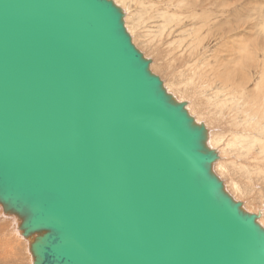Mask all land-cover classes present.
Masks as SVG:
<instances>
[{
	"label": "water",
	"instance_id": "water-1",
	"mask_svg": "<svg viewBox=\"0 0 264 264\" xmlns=\"http://www.w3.org/2000/svg\"><path fill=\"white\" fill-rule=\"evenodd\" d=\"M113 0H0V206L33 264H264V227Z\"/></svg>",
	"mask_w": 264,
	"mask_h": 264
},
{
	"label": "rangeland",
	"instance_id": "rangeland-1",
	"mask_svg": "<svg viewBox=\"0 0 264 264\" xmlns=\"http://www.w3.org/2000/svg\"><path fill=\"white\" fill-rule=\"evenodd\" d=\"M113 1H115L116 4L120 6V8L125 10L124 23L126 30L131 34L130 36L134 38V41H132L133 44L143 53L146 58L150 59V69L153 73L160 77L163 82V86L167 87L170 84L173 91H178L183 88L181 84L184 83L183 76L185 73L184 67H181V69H183L182 74L177 73L178 64L175 63L173 59V57L175 56V52L170 54V52L173 50V45L176 42H173L174 44L171 46L168 45V42L176 38H182L184 36L192 38V36L190 35V33L192 32L189 33V31L194 26L205 24V27H203L200 31V37H203V39L201 40L199 45L193 47V56L200 54L202 57V62L196 63L193 60V66L188 63V65H186L187 69L190 68L192 71L195 69H202L205 73L210 75L212 66L215 65L211 59L214 55L218 54L220 47L223 45L226 50H230L231 46L236 48L239 45L240 41L243 42V44H247L249 50L255 56H257V58L261 57V51L256 48V44L259 42L261 38V31L263 30V26L260 23L262 20L261 17L264 14V0H194L195 4L190 5V7L187 9H185V6L189 3H193L192 0ZM170 2L172 4H169ZM148 3L154 6L153 11L148 7H142L143 5H146ZM165 10H171V12L173 10H176V13L179 14V17L183 21V25L181 26V24H179V26H175L174 22H172L171 24H167L163 29L165 30L164 33H160L159 28H161V24L166 23V21L162 17L163 11ZM191 11L195 12V16H199L200 18H188V16L192 14ZM202 12L204 13V16L208 19V21L204 20L201 17ZM168 27L169 30L174 31L170 36H166L165 34V32L168 31ZM187 28L190 30H185ZM183 30L185 31L183 32ZM184 53L185 56L188 57V49H185ZM239 54V52H234L232 54L222 53L221 56L226 57L222 62L229 64H233L234 62L238 63L240 62ZM251 62L253 66H251L250 68L251 79L249 81V84L247 85L249 89H251L253 84L257 81V79L259 78V73H261L262 71V69L258 68L259 66H261V64H257L254 61ZM213 89L214 91H212ZM167 91H169V89ZM209 91L211 92V95L215 94L216 87L212 86V88L210 89L204 88V92L196 93V97L191 93L185 94L182 89L185 97L189 100H192V103L189 100L185 101L195 106L193 110L195 111L196 115H201L199 119L200 121H196L203 122L204 125L206 124L205 127L207 128L208 133H215L216 130L220 132L223 131V134H221V138H225L228 137L227 135H229V132L234 129L237 131V133H240V128H242L243 125H246L247 128L248 126L250 127L248 128V130H251L249 131V134L251 133L250 135H255L254 137L250 136L248 140V149L250 152H248L247 148H240V145H238V147L234 146L225 149L223 159L225 158L230 164L229 171H223L222 175L218 172V170L214 172L223 183V186H226L228 193L232 194L231 196L233 197V199L242 202L244 205V201H246V199L249 200L247 201V204L249 202L248 209H250L251 211L254 209L253 213H255L256 209L260 207L264 208V173L262 171H257L259 173H257V175L255 174V170L253 169L254 166L264 167V162L262 161L264 160V157L261 156L262 152L260 151V148H258L259 139H262L264 137V135L263 137L261 136L262 130L264 128V114L259 115L257 112L253 111L254 107L249 106L252 103V100H249L247 98L248 95L245 93L246 91H244L243 93H238L236 89L229 90L230 92L227 89V92L224 91V94L223 91H220L222 92V94L219 92L220 94H216L218 96L215 97L213 95L214 98L210 95ZM236 94H238L237 97ZM174 95L176 96V94ZM199 95L200 98L204 99L200 100V98L197 97ZM233 96H235V98ZM229 99L231 100L229 101ZM240 99L244 102V105ZM224 101V110L218 109V106L216 105L214 106V103H220ZM239 102L241 106L239 105ZM216 109L218 110L215 111ZM243 109H246L247 111ZM228 118H230V120H228ZM206 122L210 123L209 126H207L208 124ZM233 122L236 123L234 124ZM230 123H232L234 126H230ZM256 137L258 138V140L254 142V138L256 139ZM229 140H231V137L229 138ZM252 143L256 144L258 147L256 145L252 147ZM246 154H248L249 157L246 156ZM257 154L260 155L258 156ZM244 156L247 158L246 162H249V164L239 169L238 165L242 163L241 161L245 158ZM232 160L237 162V164L233 163ZM251 172L252 177H247ZM234 181L240 184L242 188L244 187L243 190L245 192L243 191L242 195H238L235 192H232L229 187H227V183L231 182L230 184H232V182ZM241 181L242 183H240ZM248 182L249 187L246 190L245 187L247 186L246 184H248ZM8 221L9 219L2 218L0 216V264H33L31 260V254L29 250H27L28 246H26L28 240L24 238V240H22L15 237L13 235V227Z\"/></svg>",
	"mask_w": 264,
	"mask_h": 264
},
{
	"label": "bare ground",
	"instance_id": "bare-ground-1",
	"mask_svg": "<svg viewBox=\"0 0 264 264\" xmlns=\"http://www.w3.org/2000/svg\"><path fill=\"white\" fill-rule=\"evenodd\" d=\"M193 3H189L188 5L185 6V9L189 8L190 5L195 4L194 0H192ZM115 2V1H114ZM162 3V2H161ZM116 4V2H115ZM169 4H172L171 2ZM118 5V4H116ZM155 5V4H153ZM209 5V4H207ZM119 6V5H118ZM163 6V5H162ZM120 7V6H119ZM142 7H148L150 9H152V11L154 10V6H152V4L150 5V3L143 5ZM160 7V6H159ZM174 7V6H173ZM156 9V8H155ZM193 9V8H191ZM122 12H123V21H124V17H125V10H123L121 8ZM158 10V9H157ZM190 10V9H189ZM156 11V10H155ZM188 11V10H187ZM192 14H190L188 16V18H192V17H196L197 19L200 18L199 16H195V12L191 11ZM155 13V12H153ZM159 15V14H158ZM162 17L164 18V20L166 21V23L161 24V28H159L160 33H164L165 30H163L167 24H171L172 22H174L175 26H179V24H181V26L183 25V21L182 19L179 17V14L176 13V10H173L171 12V10H165L163 11V15ZM201 17L204 20L208 19L204 16V13L202 12ZM262 20H261V25L263 26V30L261 31V38L259 40V42L256 44V48L259 49L261 51V57L257 58V56H255L248 48L247 44H243V42H239V45L235 48L233 46L230 47V50H226L224 48V46L222 45L219 49V52L217 55H214L212 57V61L215 65L212 66V71L211 74H207L205 73L202 69H195V70H191L190 68L187 69L186 65H188V63H190L192 65V61L194 60L196 63H200L202 62V57L200 54L194 55L193 56V47H196L197 45H199V43L201 42V40L203 39V37H200V31L202 30L203 27H205V24L202 25H198V26H194L192 27V29H185V30H190V35L191 37H182V38H176L173 39L172 41L168 42V45H173V42H176L173 45V50L170 52V54H172L173 52H175V56L173 57L175 63L178 64V70L177 73L178 74H182L183 69H181V67H184V83L181 84V86L183 87V92L186 93H191L193 96L196 97V93L200 92L203 93L204 92V88L205 89H210L212 88V86L216 87V91L215 94H213L215 97L218 96L216 94H218L220 91H226L228 89L229 90H235L238 93H243L244 91H246L245 93L248 95V99L252 100V103H248L250 104V107H254L253 111L257 112L259 115H263L264 114V14L262 15ZM194 19V18H193ZM163 22V20H162ZM195 25V24H193ZM125 26V23H124ZM126 28V27H125ZM183 30V32L185 31ZM172 31V32H170ZM128 32V31H127ZM174 31L173 30H169L168 27V31L165 32L166 36H170L172 35ZM129 33V32H128ZM129 35H131L129 33ZM219 36V35H218ZM131 40L134 41V38L131 37ZM185 49H188V54L186 57L185 56ZM246 51V52H245ZM234 52H239V60L240 62L238 63H233V64H229V63H223L222 61L226 58L224 56H221L222 53H227V54H232ZM254 61L257 64H261V66H259V69H262L261 73H259V78L257 79V81L253 84V86L251 87V89H249L247 87V85L249 84L250 81V77H251V73H250V68L252 65V62ZM193 66V65H192ZM210 77V78H209ZM165 85V84H164ZM207 87V88H206ZM165 89H169V93H171L178 101H185V100H189L188 98L185 97V95L182 92V89L178 90V91H173L171 89V85L169 84L167 87H165ZM176 90V89H175ZM206 91V90H205ZM214 91V89L212 90ZM227 92V91H226ZM230 92V91H229ZM210 95L211 92L209 91ZM222 94V92H220ZM219 93V94H220ZM176 94V96L174 95ZM190 94V95H191ZM230 94V93H228ZM207 95V94H206ZM211 95L213 98L214 96ZM232 95V94H231ZM234 95V94H233ZM238 94H236L237 97ZM243 95V94H242ZM203 96V95H202ZM221 96V95H220ZM198 98H200V95L197 96ZM223 97V96H222ZM228 97V96H227ZM230 97V96H229ZM235 98V96H233ZM232 97V98H233ZM204 99V98H200ZM217 99V98H215ZM239 99V98H238ZM237 99V100H238ZM242 99V98H241ZM240 99V100H241ZM222 100V99H221ZM231 99H229L230 101ZM234 100V99H233ZM192 103V100H189ZM204 101V100H202ZM218 101V100H216ZM239 101V100H238ZM242 101V100H241ZM248 101V100H247ZM186 102V101H185ZM208 102V101H207ZM211 102V101H210ZM228 102V101H227ZM232 102V101H231ZM243 102V101H242ZM241 102V103H242ZM189 102H186V109L189 112V114L191 116H193L195 118V120H199L201 115L198 116L196 115L195 111L193 110L195 106H193V104H191ZM209 103V102H208ZM234 103V101H233ZM246 103V102H245ZM210 104V103H209ZM229 104V103H228ZM227 104V105H228ZM237 104V103H236ZM235 104V105H236ZM259 106H258V105ZM218 106V109L224 110V105H225V101L224 102H220V103H214V106ZM240 105V102H239ZM244 105V102H243ZM229 106V105H228ZM241 106V105H240ZM227 107V106H226ZM232 107V106H231ZM218 109H216L215 111H217ZM228 109V108H227ZM235 109V108H234ZM248 109V108H247ZM252 109V108H251ZM214 110V109H213ZM246 110V109H243ZM230 111V110H229ZM239 111V109H238ZM247 111V110H246ZM252 111V110H251ZM230 113V112H229ZM248 113V112H247ZM250 113V111H249ZM195 114V115H194ZM217 114V113H214ZM239 114V113H238ZM237 114V115H238ZM244 114V113H243ZM241 114V115H243ZM215 116V115H214ZM217 116V115H216ZM231 116V115H230ZM237 117V116H236ZM241 117V116H240ZM207 118V117H206ZM249 118V117H248ZM247 118V119H248ZM258 118V116H257ZM235 119V118H234ZM228 120H230V118H228ZM245 120V119H244ZM252 120V119H250ZM200 121V120H199ZM203 121V120H201ZM209 121V120H208ZM212 121V118H211ZM233 121V120H232ZM197 122V121H196ZM231 122V121H230ZM245 122V121H244ZM251 122V121H250ZM207 123V122H206ZM212 123V122H211ZM234 123V122H233ZM236 123V122H235ZM234 123V124H235ZM249 123V122H248ZM262 123V122H261ZM209 126L210 123H207ZM242 124V123H241ZM206 125V124H205ZM230 126H234L232 123L229 124ZM251 126V125H250ZM256 126V125H255ZM261 126V125H260ZM259 126V127H260ZM216 127V126H215ZM237 127V126H236ZM241 127V126H240ZM232 128V127H231ZM248 128H250L248 126ZM248 128L246 127V125L242 126V128H240V133H237V131L234 129L231 132H229V135H227L228 137L225 138H221V134H223V131H215V133L210 134V132L207 135V144L210 148L216 150L217 154H218V159L213 163L212 165V169L213 172H215L216 170H218V172L222 175L223 171H229V166L230 164L228 163V161L224 158L223 159V154H225V149L230 148V147H234L240 145V148H244V149H248V140L250 136H255V135H250ZM207 129V128H206ZM215 129V128H214ZM230 129V128H229ZM237 129V128H236ZM238 130V129H237ZM256 130V129H255ZM210 131V129H209ZM226 131V129H225ZM257 131V130H256ZM214 132V131H213ZM255 132V131H252ZM258 132V131H257ZM260 133V132H259ZM256 134V133H255ZM231 135V136H230ZM264 135V128L262 130V134L261 136L263 137ZM231 137V140H229V138ZM257 136V135H256ZM258 136V137H261ZM251 139V138H250ZM258 138L256 137V139L254 138V142L257 141ZM253 142V141H252ZM253 142V143H254ZM252 143V144H253ZM250 144V145H252ZM249 145V146H250ZM253 144L252 147H254ZM258 145L260 148V151L262 152L261 156L264 157V137L262 139H259ZM229 150V149H228ZM227 150V151H228ZM252 150V149H251ZM259 150V149H258ZM244 151V150H243ZM247 151V150H246ZM248 152L249 149H248ZM258 156L260 154H257ZM246 156L249 157L248 154H246ZM252 156V155H250ZM254 156V155H253ZM257 156V157H258ZM245 157V156H244ZM252 159V158H251ZM247 158L245 157L241 162L239 166V169L243 168L244 166L248 165L249 162H246ZM260 160V159H259ZM233 161V160H232ZM253 161V160H252ZM256 161V160H255ZM264 162V160H262ZM233 163H236L235 161H233ZM257 163V162H256ZM264 164V163H263ZM235 165V164H233ZM260 165V164H257ZM231 169V168H230ZM253 169L255 170V174H257V171H262L264 173V167H260V166H254ZM253 170V172H254ZM219 174V175H220ZM225 174V173H224ZM252 174V172L249 174L250 177ZM259 174V173H258ZM257 174V175H258ZM246 177V175H245ZM252 177V176H251ZM234 178V177H233ZM246 180V179H245ZM231 183V182H230ZM227 183V187H229V189L232 192H235L238 195H242L243 193V188L240 186V184L236 183L235 181L232 182V184ZM242 183V181L240 182ZM244 185V184H242ZM247 186L245 187L246 190L249 187V182L248 184H246ZM253 185V184H251ZM225 190L228 192L226 186H224ZM245 192V191H244ZM246 194V193H245ZM232 195V194H230ZM249 196V195H248ZM232 197V196H231ZM241 197V196H239ZM233 198V197H232ZM244 201V200H243ZM247 200L244 201L245 205L241 202L242 207L245 211L249 212V213H253L254 209L251 211L250 209H248V204H247ZM247 207V208H246ZM264 208L260 207L258 209L255 210V213L253 214H257V212H259V217L257 218V222L264 227ZM0 216L2 218H6L9 219V223L12 225L13 227V235L15 237H17L18 239H22L24 240L25 238L21 235L20 231L18 230L17 226H18V219L14 216V215H7L3 213L2 207L0 206ZM24 238V239H23ZM28 240V239H27ZM26 246H29V240ZM28 250V249H27ZM32 260V259H31ZM30 261V260H29Z\"/></svg>",
	"mask_w": 264,
	"mask_h": 264
}]
</instances>
